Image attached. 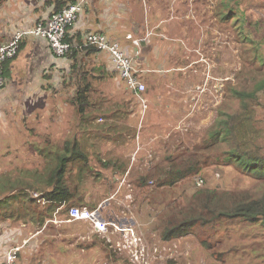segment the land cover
<instances>
[{
	"label": "rangeland",
	"instance_id": "374dc122",
	"mask_svg": "<svg viewBox=\"0 0 264 264\" xmlns=\"http://www.w3.org/2000/svg\"><path fill=\"white\" fill-rule=\"evenodd\" d=\"M32 1L49 3V0ZM119 2L123 3L124 8L131 16L132 29L139 24L145 14L147 17L154 10L157 20L164 16L165 25L170 23V36L172 33L177 34V36L180 33L184 37L181 39L182 48L179 54L175 58L171 56L169 59L173 63H182V70H185L186 74L190 75V79L182 84L186 86V91L181 86L179 87L185 95V99L182 98L178 101L177 97L173 95L171 97L170 107H174V111L171 110L172 113L168 116L171 123H168L167 126L171 125V127L168 141L165 142L170 145L165 146V149L167 153L174 154L190 151L194 144L197 146L201 144L202 136H206L207 129L216 124L222 105L229 97V85L239 82L240 78H238V75L241 74L240 72L248 73L250 70L257 72L258 69L244 59V56H246L244 49L246 48H243L240 35L232 25V22L223 20L219 14L222 0H119ZM241 7L250 22L248 24H258V26L252 27L255 34L264 37V0H253L252 3L248 0H241ZM148 20L150 21V19ZM149 28L150 26L146 24L145 29ZM156 29L164 28L157 27ZM182 29L185 30L184 34ZM153 32L148 31V35L143 37H148V40H150L149 35H152L155 40L161 39L159 38V36L161 37L159 33L153 34ZM165 35L169 36L167 33ZM115 41L120 43L121 47L127 51L120 41ZM169 42L172 45V41L170 40ZM175 44L176 46H181L178 40H176ZM133 46L135 54H133L134 51L132 53L127 51L130 55L137 56L142 53L141 44H139V47L135 44ZM164 46L163 48L161 46L158 47L157 57L152 56V61L155 63L156 68L159 67V64H165L162 67L164 69L169 66L165 59L168 57L167 51L169 47L168 44ZM48 74L53 76L54 79L46 78L42 85V90L32 89L29 95L25 94L26 96L23 97L20 94L21 96L16 102L11 101L3 105L0 104V175L6 172L20 175V172L28 168L34 173L32 177H29L34 183L37 172L46 174L51 163L57 164L58 157L61 160L62 156L60 155L66 148L62 139L66 135L70 136V138L76 136L83 147L89 150V160H87V163L82 159L75 161L76 159H72V157L67 155L71 152L70 149V152L66 153L68 157L66 160V183L70 182L72 184L81 181L82 199L90 200L89 204L112 196L111 202L108 203L110 210L119 212L121 219H136L135 226L143 230L141 233L143 236L145 234L148 237L149 242L154 243L157 241L162 245H166L168 251L165 250L164 253L169 252L174 255L172 260L156 264L264 263L261 262L262 257L259 255H264V233L263 235L260 234L264 232V225H258L257 223L232 222L231 228L226 230L225 236L224 232L219 233V235H223L222 242L218 241L221 251L229 248V244L234 243L239 248L238 251L234 252L235 254L227 255L225 260L220 259L217 254H213L217 250V246L213 248L205 247L204 244L199 242L195 232H190L185 236L174 238L168 242L159 241V238L162 237V229L159 227L162 219L171 210L177 211V208L185 205L188 198L199 187H203L208 183L214 185L222 183L223 185L220 186L226 189L248 188L255 181L252 175L242 172L232 162H228L225 165L216 163L204 167L202 173L196 174L191 178L180 179L181 181L173 185L159 186L157 178L151 177L152 168L157 175L162 176L166 175L163 171V166H169L170 164L165 163V165L157 168V165L162 161L155 162L142 158L134 160V162L129 160L126 164H128V167L132 164V172L135 173L138 179L146 173V170L150 169L147 172L148 179L143 189L140 188L139 190L137 183L132 179L136 188L133 202V198H127L121 191L117 192L115 184L113 182L110 184L108 179L110 178L108 175H111V172L119 171L120 167L126 165L121 160L122 158L117 155L121 147L114 143L115 140L120 143L119 140L123 137L118 131L113 130L109 136H105L107 137L105 140L103 135L100 136L101 130L91 129L89 132V130L78 129L76 125L77 105L72 104L70 101L75 92V81L73 82L70 73L65 70L57 74ZM157 75L162 77V79L166 77L171 79L172 77L169 72L157 73ZM65 78L67 79V84L63 82ZM173 80L178 83V80L174 78ZM98 82L99 80H95L96 88L93 91V96L96 90L100 89L97 85ZM124 88L128 89L125 85ZM12 91L10 89L8 95L11 96ZM97 98H100V96ZM95 101L97 102V100ZM109 101L112 102L113 99H109ZM152 102H150L145 112L154 111L152 108H155L156 103ZM13 106H15V109H13ZM122 106L123 104L119 103V107L122 108ZM261 106L262 108L259 107V112L254 120V130L251 132L253 140L264 146V105L262 104ZM79 116L80 113L78 114V120ZM176 120L179 121L174 124ZM130 132L132 131H126V134ZM155 148L159 150L161 147ZM40 149L44 152H41ZM112 152L115 153L114 158L120 161H116L113 158ZM58 153H60L59 156H57ZM165 158L162 159L165 160ZM77 174L79 177H77ZM200 176L204 177L202 186L196 184V179ZM18 177L21 178L20 176H14V178ZM75 177L76 179L73 182L72 180ZM80 177H83V179L80 180ZM39 194L40 191L38 189L32 190L33 196ZM14 202L17 204L18 201ZM126 202L128 206L125 205ZM41 203L25 201L23 203V206L27 207V212H25L21 202H19L16 210L21 206V211L15 210L11 212L8 219L2 216L0 219V254L6 248L24 244L25 238L36 229L35 223L27 221L33 220L30 217L31 214L35 215L41 211L43 204ZM100 203H94V205H99ZM73 205L78 204L74 203ZM169 208L171 210H167ZM142 219H151L149 220L151 222L147 224ZM128 223L132 224L131 221ZM137 228L135 230H138ZM87 229L89 234H97L94 238L102 247L101 251L104 256L92 254L94 258L99 259V264H128L127 251H120V253L110 247V243L106 241L107 235L99 234L94 226L89 224ZM60 232L64 235L72 232L74 237L69 234L70 240L76 239L75 235L84 234L81 228L73 230L70 225H63L58 229L46 231L48 235H54L56 240L61 237ZM20 235H22V238ZM259 239L261 240L259 241ZM80 242H82V239L78 240L74 245L78 256L67 257L68 252H66L64 256L58 258L57 263L84 264L82 258L84 257L87 260L85 264H89L88 261L91 259L89 254L92 251L84 247L86 251L83 252L84 248H82ZM168 243H178L177 249L171 250ZM244 247L247 251L243 250ZM40 251L39 249L32 253L33 261L36 262L37 253ZM258 252L260 253L257 254ZM73 253H75L74 250Z\"/></svg>",
	"mask_w": 264,
	"mask_h": 264
},
{
	"label": "crops",
	"instance_id": "0c3cea01",
	"mask_svg": "<svg viewBox=\"0 0 264 264\" xmlns=\"http://www.w3.org/2000/svg\"><path fill=\"white\" fill-rule=\"evenodd\" d=\"M54 10L55 4L44 3V1L36 3L32 0H6L4 4L0 5V43H4L10 39L17 29L29 28L36 23L38 18L49 17ZM153 11L154 10H152L147 17L145 14L139 24L132 29L131 24L133 25V23L130 19L131 16L124 8L123 3H120L119 0H86L79 18L75 24L70 27L68 35L72 41L81 44L86 33L99 32L111 39L120 41L127 51L132 53V51H134V46L133 42L127 38L128 34L145 38L143 36L148 35V31H154L153 34L159 33V35H161L159 38L164 40H155V37L153 39V36L149 35L150 40L143 43L142 53L133 56L136 67L140 69L138 75L140 79L147 84V95L151 101L156 103L154 106L155 108H152L154 111L149 113L144 112L133 93L124 88V85L127 87V83L114 67L106 51L99 49L89 50L79 47L73 54L63 57L57 55L51 49L45 38L35 35L25 36L17 56L5 63V83L0 88V104L3 105L11 101L16 102L21 95L23 97L26 96L25 94L29 95L32 89L42 90V85L46 78L54 79V77L50 76L48 73L57 74L65 70L70 73L71 78L77 77L81 73H89L94 83L95 80H99L97 85L100 89L96 90L94 96H100V100L97 102L96 106L92 108L95 110L99 109L101 113H99L100 116L97 120L91 118V120L95 122L91 125L90 117L86 114L87 112H83L82 117L80 114L79 120L77 119L80 113V111H78L76 113L77 128L89 130L90 132L91 129H95L94 126L98 121L101 123L100 117H103L102 120L105 123H101L102 127H100L101 129L99 130H104L109 134H111V131L115 130L123 137L119 140L120 143L117 142L118 140H115L114 143L121 147L117 155L119 158H122L121 160H123L125 164L128 163L129 160L132 161L133 153L137 149L139 152L136 155L135 161L141 158L155 162L164 161L162 158H165L169 154L166 152L165 146L170 145L168 142H165L168 141V134L171 127V125L167 126L168 123H171L170 117L168 116L174 111V107H170V102L172 101L171 97L172 95L177 97L178 101L182 98L185 99V95L181 92L179 87L181 86V88L186 91V86L182 84L190 79V75L186 74L185 70H182V63H173L169 59L171 56L175 58V56L179 54L182 48L181 39L184 38L183 35L179 33L177 36V34L172 33L170 36V23L165 25L164 16V20L163 18L157 20ZM148 19H150V21ZM146 24L150 26L149 29H145ZM154 27H161L164 29H156ZM182 31L184 34L185 30L182 29ZM165 33L169 36H166ZM168 40L172 41V45H170ZM176 40L180 42L181 46H176ZM166 44H168L169 50L167 51L168 57L165 59L166 63H169V66H166L164 69L162 67H164L165 64H159V67L156 68L155 63L152 61V56L157 57L158 47L161 46L163 48ZM171 46L173 47L170 48ZM144 52H146V54H144ZM133 54H135V51ZM162 72H169L175 80H178V83H175L172 77L171 79L170 77L162 79V77L157 75V73L161 74ZM169 79L170 81H168ZM10 89L13 90L11 96L8 95ZM109 99H113V101L110 102ZM119 103L123 104L122 108L119 107ZM13 109H15V106H13ZM20 112L22 111L20 110ZM177 121L179 120H176L174 124H176ZM128 130L132 132L126 134ZM101 134L102 133H100V136ZM103 137L105 140L107 139L105 135H103ZM75 138L78 139L76 136L70 138V136L66 135L62 140L67 145H72ZM78 141L80 140L78 139ZM155 147L161 148L157 150ZM112 156L113 158L115 157L114 152H112ZM114 159L120 161L119 159ZM126 168H128V164L120 167L119 171L116 170L111 172V175H108L110 176V178H108L110 184L113 182L115 188L118 186L117 179L123 176ZM149 170L150 169L146 170V173L140 176L139 180L141 177H146ZM152 173H156L153 168ZM133 174V179L135 183H137L138 189H143L145 183H142L141 180L139 182L135 173ZM105 199L89 204L90 200L82 199L81 196L77 204L92 208L94 203H100ZM66 203L65 201L57 207L52 215H46L42 223H37L34 220L27 221L35 223L36 229L31 232V235L25 238V241H23L24 244L14 264H58V258L64 256L66 252H68L67 257L78 256V252L74 249V245L81 239L82 242L80 243L82 244V248L87 247L89 251H92L89 254V257L91 256L90 261H88L89 264H99V259L94 258L92 254L99 256L104 255L101 251L102 247L100 243L94 238L97 234L88 233V225H92V223L87 220H66V216L69 212L65 210ZM96 205L97 204H95V206ZM56 216L61 221L58 222ZM149 220L151 219H142V221H145L147 224L151 222ZM63 225H70L73 227V230L81 228L84 234L80 233V235H75L77 238L70 240L69 234L72 235V232L65 235L60 232L61 237L56 240L54 235H48L46 233L47 230L58 229ZM72 236L74 237V235ZM20 237L22 238V235H20ZM113 239H116V236H114ZM114 244L115 243H112L110 245L114 246ZM10 248L3 250L0 254V260L2 257L4 258L5 252ZM39 249L41 251L37 253V260L35 262L32 259V253ZM73 250L75 253H73ZM85 251L86 248H84L83 252ZM82 258L83 263H87L86 258Z\"/></svg>",
	"mask_w": 264,
	"mask_h": 264
},
{
	"label": "trees",
	"instance_id": "16d2710c",
	"mask_svg": "<svg viewBox=\"0 0 264 264\" xmlns=\"http://www.w3.org/2000/svg\"><path fill=\"white\" fill-rule=\"evenodd\" d=\"M3 1L0 0V5ZM74 1L76 0H49V3L55 4V10H59ZM248 1L253 2V0ZM219 14L223 20L232 22L240 35L243 48H246L244 49L246 55L244 59L253 64L258 71L240 72L239 82L229 85V97L222 105L216 124L207 129L206 136H202L201 144L198 146L194 144L192 150L189 149L190 151L169 153L165 160L157 165L158 168L165 163L170 164L163 166L166 175L160 176L151 173V177L157 178L159 186L173 185L181 181L180 179H188L202 173L206 166L216 163L225 165L232 162L239 170L255 178L253 185L248 188L226 189L220 186L223 185L222 183L216 185L208 183L199 187L188 198L185 205L177 208V211L167 209L171 212L167 213L159 224L163 238L173 239L195 232L199 242L205 247L217 246V250L213 254H217L220 259L225 260L227 255L235 254L234 252L239 248L234 243L229 244V248L221 251L218 241L222 242L223 235H219V233L224 232L225 236L226 230L231 228L232 222L264 225V146L253 140L251 132L254 130V120L259 112V107L262 108L261 105H264V37L258 36L252 29L258 24H248L249 21L241 7V0H222ZM22 43L23 40L14 57L19 53ZM86 49L98 50L92 45ZM7 61L3 62V67ZM71 79L76 83L74 95L70 98L71 103L77 105L81 117L83 112H87L90 120L91 118L97 120L101 111L92 107H95L100 99L93 96V91L96 88L93 79L86 72ZM66 81L67 79L63 82L67 84ZM100 119L101 123H105L102 120L103 117ZM90 123L92 125L95 122L91 120ZM101 123L98 121L94 128L101 129ZM101 131V135H110L104 130ZM76 142H78L77 138L73 140L74 144ZM72 148L73 146L66 145L67 150H72ZM77 153L79 152L75 150V154ZM59 155L57 154V156ZM60 156H62L61 160L58 157L57 164L51 163L46 174L36 173L34 183L29 178L34 173L28 168L20 172V175L8 172L0 175V219L2 216L8 219L11 212L16 210L19 202H21V206L25 201L43 203H41L42 208L38 212L39 214L30 216L37 223H42L46 215H52L54 210L65 201L67 202V205L65 204L66 211H69L72 204L78 203L82 196L81 181L72 184L66 183V160L68 157L65 153ZM79 156L84 160L88 158L84 151H81ZM14 176L21 178H14ZM77 177H79L78 174ZM80 178V180L83 179V177ZM75 179L76 177L72 181L74 182ZM147 179L148 176L143 177L142 183H146ZM140 180L138 179L139 182ZM33 189L40 191V198H43L45 202L32 195ZM78 195L80 196L78 197ZM14 201H18L17 204ZM21 206L16 211H21L23 208L27 212V207L21 208ZM263 233L260 234L263 235ZM243 250H246L245 247ZM259 255L262 257L261 262H264V255ZM4 262L5 256L0 260V264H4Z\"/></svg>",
	"mask_w": 264,
	"mask_h": 264
},
{
	"label": "built area",
	"instance_id": "2783aa9c",
	"mask_svg": "<svg viewBox=\"0 0 264 264\" xmlns=\"http://www.w3.org/2000/svg\"><path fill=\"white\" fill-rule=\"evenodd\" d=\"M85 1L86 0H76L64 6L63 8L54 11L47 18H39L33 26L24 30L16 31L7 42L0 44V88L5 82L3 75V62L8 58L15 56L20 48V43L24 36L35 35L45 38L48 41L51 49L57 55L63 57L73 54L79 47L86 48L91 45L98 48L99 50L106 51L114 67L117 69L120 76L126 81L129 88L141 96L142 92H144L147 88L146 83L142 81L138 75L134 58H132L133 55H130L125 49H123L120 43L99 32L86 33L81 44L68 38L70 27L73 26L79 18ZM129 37H131V35H129ZM133 41L137 45L140 44V39H134ZM144 100L146 99L144 98ZM144 104L147 106L145 101ZM126 177L127 176L121 180L117 192L122 191L121 188L124 186L128 187L124 190V194L127 198L134 199L135 195L133 197V185L131 182H128ZM197 183L201 185L203 183V179L199 178ZM111 197H109L108 200L111 199ZM106 200L107 199L94 208H90L88 206L71 205L68 215L66 216V220H87L102 232H108L111 230L112 226L113 232L117 231V234H119V239L114 245L115 248L117 247L120 251L127 250L132 258H138L140 254L144 255L145 246H142L138 253L132 245L134 241H137L141 238L140 235L136 236V226L131 221L132 218L121 219L115 210L113 211L108 208V203H106ZM126 206H128L127 202ZM56 220L58 222L61 221L59 218H57V216ZM129 221H131L132 224H129ZM109 239L112 240L111 237ZM21 247L22 246L20 245H16L8 249L5 253L4 264H13V262L18 257ZM144 260L146 261L147 259L144 258Z\"/></svg>",
	"mask_w": 264,
	"mask_h": 264
},
{
	"label": "clouds",
	"instance_id": "9594fccd",
	"mask_svg": "<svg viewBox=\"0 0 264 264\" xmlns=\"http://www.w3.org/2000/svg\"><path fill=\"white\" fill-rule=\"evenodd\" d=\"M54 11H56V10H54ZM53 11V12H54ZM39 19V18H38ZM37 19V20H38ZM30 28V27H29ZM24 29H27V28H24ZM24 29H17L16 31H19V30H24ZM15 31V32H16ZM14 32V33H15ZM14 33H13V35H14ZM12 35V36H13ZM129 35H131V37H129ZM11 36V37H12ZM27 36V35H26ZM10 37V38H11ZM108 37V36H107ZM24 38H25V36H24ZM23 38V39H24ZM127 38L128 39H130L132 42H133V44H135L136 46H138L139 47V45H137L136 43H134V39H140V44H141V46L143 47V43L144 42H148V38H140V37H136L135 35H133V34H128L127 35ZM22 39V40H23ZM9 40V39H8ZM7 40V41H8ZM6 41V42H7ZM5 43V42H4ZM0 44H2V43H0ZM14 57V56H13ZM12 57V58H13ZM11 58V59H12ZM7 60H10V59H7ZM7 60H5V61H7ZM4 61V62H5ZM4 64V63H3ZM136 66V65H135ZM137 68V67H136ZM137 70H138V73H139V71H140V69H138L137 68ZM3 75H4V67H3ZM4 78H5V76H4ZM142 80V79H141ZM143 81V80H142ZM145 82V81H144ZM5 83V82H4ZM146 83V82H145ZM127 87H128V89L133 93V95H134V97L137 99V101L139 102V104H140V106H141V108H142V110L145 112V110H146V108L148 107V105L150 104V102H151V100H150V98L148 97V87H147V84H146V90L144 91V92H142V94H141V96H139L138 94H136L132 89H130L129 88V86L127 85ZM144 98L146 99V100H144ZM144 101L146 102V104H147V106H145V104H144ZM65 145V147H66V143L64 144ZM70 147L71 146H73V148H74V151L72 152V150H73V148H72V150H71V152H70V150H67L66 148H65V150L63 151V153L62 154H66V153H69V154H67V155H69L70 157H72V159H76L75 161H79V160H81L83 157H80L79 156V154H80V152L81 151H84L85 153H86V155H87V160H89V150L88 149H86L85 147H83V145H82V143H81V141H78V142H76L75 144L74 143H72V145H69ZM75 146V147H74ZM75 150H77L79 153H77V154H75ZM139 152V150L137 149L134 153H133V156H132V161L134 162V159H136V155H137V153ZM136 153V154H135ZM58 154H60V153H58ZM83 161H85L86 163L88 162L87 160H84V159H82ZM101 161V160H100ZM103 162V161H102ZM132 170H133V167H132V165H130L128 168H126L125 169V171H124V174H123V176L122 177H120V178H118L117 179V181H118V186H117V188H116V190H118L119 189V185H120V183H121V180L125 177V176H127L126 178H127V180H128V182H131L132 183V185H133V192H134V195H135V186H134V182H133V176H134V174L132 173ZM199 178H202L203 179V183H204V177H198L197 179H196V184L198 185V186H202L203 185V183L201 184V185H199L198 183H197V180L199 179ZM81 179V178H80ZM128 187H123V188H121L122 189V193L124 194V190L125 189H127ZM35 196H37L38 198H39V200H41V201H43V202H45V200L43 199V198H40V194L39 195H35ZM109 198V197H108ZM108 198H106L107 200H106V203H110L111 202V199H109L108 200ZM134 200H135V198L133 199V202H134ZM125 205H126V203H125ZM133 205H134V203H133ZM81 206H83V205H81ZM97 206V205H96ZM96 206H94V207H96ZM94 207H92V208H94ZM91 208V207H90ZM117 214H119V212H117ZM134 224L136 223V219H132L131 220ZM92 226H94L93 224H92ZM94 228L97 230V232H99V234H104V235H107V239H106V241L108 242V243H110V244H112V243H116L117 241H118V239H119V234H117V231H114L113 232V229H112V226H111V230H109L108 232H102V231H99L95 226H94ZM135 228H137V227H135ZM138 230H135V233H136V236L137 235H140V239H138L137 241H134L133 243H132V245L134 246V248L136 249V251L139 253V251H140V248L142 247V246H145V254L144 255H142V254H140V256L137 258H132V256H130V253L127 251V250H123V251H127L128 252V257H129V260H128V264H153V263H160V262H162V261H170V260H172L173 258H174V255L172 254V253H169V252H165L164 253V251L166 250V251H168L167 250V247H166V245H162L161 243H158L157 241H155L154 243H151V242H149V240H148V237L147 236H145V234H144V236L142 235V233H141V231L143 232V230H141L140 228H137ZM140 230V231H139ZM114 236H116V239H113V237ZM161 236H162V234H161ZM112 238V240H110L109 238ZM133 237H134V235H133ZM132 237V238H133ZM177 238H179V237H177ZM174 239V238H173ZM169 240H172V239H165V238H163V237H161V238H159V241H164V242H168ZM115 245V244H114ZM163 246V247H162ZM168 246L170 247V249L171 250H175V249H177V247H178V243H175V244H173V243H168ZM110 247H113V249L114 250H117L118 252H120V250L116 247L115 248V246H110ZM22 248V247H21ZM21 251V250H20ZM19 251V252H20ZM121 253V252H120ZM18 258V257H17ZM144 258H146L147 260L145 261L144 260ZM5 263V262H4Z\"/></svg>",
	"mask_w": 264,
	"mask_h": 264
}]
</instances>
